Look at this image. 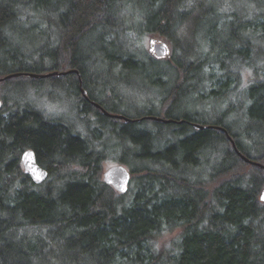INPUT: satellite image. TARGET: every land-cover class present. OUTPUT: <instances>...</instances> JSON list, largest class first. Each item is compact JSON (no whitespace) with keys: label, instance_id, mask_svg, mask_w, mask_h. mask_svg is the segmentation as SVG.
Instances as JSON below:
<instances>
[{"label":"trees","instance_id":"16d2710c","mask_svg":"<svg viewBox=\"0 0 264 264\" xmlns=\"http://www.w3.org/2000/svg\"><path fill=\"white\" fill-rule=\"evenodd\" d=\"M154 34L170 56L147 49ZM53 71L69 72L14 78L58 91L79 122L0 110V264H264V171L240 172L226 133L193 125L225 127L264 163V0H0V77ZM133 79L158 113L110 105L112 83ZM91 101L177 121L126 122ZM27 148L49 171L41 184L23 170ZM116 155L137 164L124 194L102 177Z\"/></svg>","mask_w":264,"mask_h":264},{"label":"rangeland","instance_id":"374dc122","mask_svg":"<svg viewBox=\"0 0 264 264\" xmlns=\"http://www.w3.org/2000/svg\"><path fill=\"white\" fill-rule=\"evenodd\" d=\"M235 0H233L234 3ZM163 42L168 47V56L171 54V43L164 38L163 36H160L158 34H154L152 36L147 37L146 39V47L147 49L156 56L154 48L156 43ZM157 57V56H156ZM164 58V57H162ZM213 71H208V78L211 76V73ZM252 71L250 69L245 70V74L243 77V83L247 84L250 80V76L252 75ZM23 80V81H21ZM109 81V79H108ZM208 81L211 82V79ZM140 83L139 80L133 79L134 86L127 87L125 85L119 84L115 80L113 82L114 89L116 93H114V96H112V99L110 101V105L116 106L118 113L127 114L131 117H138L139 115L147 112L156 111L158 113V105L156 102L147 101L145 99L146 92H141L140 89L136 88V85ZM207 92V91H204ZM58 91L49 90V87L47 84H42L41 88L36 87L35 84H33L31 81H29L28 78H10L6 79L4 81H0V100L2 101V105L0 110H4L7 108V111H5V115L8 114V112H13L16 110L15 107H24V106H34L35 108L39 110H43V112L50 116V117H57V118H64L68 120L69 122H79L76 118L75 113L72 110L71 101L68 99H60L57 96H59ZM209 94V93H207ZM119 95V96H117ZM209 98V97H208ZM206 98L205 105L207 109L208 114H213L214 110V104L215 99L210 97L209 99ZM226 104L217 103V108H224ZM146 127L156 129L155 125L151 121H146L144 123ZM76 129H80L81 126L76 125ZM249 144V143H248ZM254 154H259L258 152L253 150ZM119 155L114 156V158H111V161L105 163V168L119 163ZM262 163V162H261ZM264 164V163H263ZM126 165V164H124ZM134 165V166H133ZM133 167H135L137 164L134 162ZM129 169L132 166L126 165ZM256 166V165H255ZM252 164H245L242 166L241 171L242 173H248L251 170L255 168ZM259 167V166H258ZM261 170L264 171V168H261ZM133 176V174H132ZM133 178V177H132ZM133 180V179H132ZM136 185V181H132V184L130 186V189L132 186L134 187ZM135 192L132 191L131 194L133 195ZM262 192V191H261ZM132 195L129 196V198H132ZM181 233V228H177L175 230H172L170 232H167L160 240L159 245L165 246V247H171L178 239L179 235Z\"/></svg>","mask_w":264,"mask_h":264},{"label":"water","instance_id":"95a60500","mask_svg":"<svg viewBox=\"0 0 264 264\" xmlns=\"http://www.w3.org/2000/svg\"><path fill=\"white\" fill-rule=\"evenodd\" d=\"M154 51H155L156 56L159 58L166 57L168 55V47L163 42L156 43ZM72 71L78 73V76L81 78L77 70H72ZM68 72H58V71H53V72H48V73L16 72V73H10L3 77H0V81H4L6 79H10V78L18 77V76H29L32 78H46V77H50L53 75L66 74ZM81 92L86 99H89L87 90L82 87V82H81ZM91 103L95 105L96 107L100 108L105 115L114 117V118H120V119L125 120L126 122H135V121L141 122L145 119L158 120L164 123H171V122L177 121L175 119L164 118L161 116H146V117H141L137 119L129 118L125 115L112 113L108 111L96 101H91ZM1 105H2V101L0 100V108H1ZM179 122L181 123L182 121H179ZM193 125L197 129H205L208 127H212V128H216V129H220L224 131L228 139L231 141L234 150L240 155V157L243 160H245L247 163H250L252 165H256L261 168H264L263 163L250 159L249 157H247L245 154H243L240 151V149L238 148L236 144L235 139L225 127L219 126V125H202L200 123H193ZM21 162H22V166H23V170L25 174L29 175L34 183L41 184L44 181H46V179L49 176V171L48 169H46L45 167H43L42 165L38 163L37 155L34 149L32 148L25 149L21 155ZM102 177H103V181L106 184L111 185L118 193L124 194V193H127L130 188L132 172L126 165L117 163V164H113V165L106 167L104 169ZM260 200L264 202V188L262 189Z\"/></svg>","mask_w":264,"mask_h":264},{"label":"bare ground","instance_id":"6f19581e","mask_svg":"<svg viewBox=\"0 0 264 264\" xmlns=\"http://www.w3.org/2000/svg\"><path fill=\"white\" fill-rule=\"evenodd\" d=\"M143 69V68H142Z\"/></svg>","mask_w":264,"mask_h":264}]
</instances>
